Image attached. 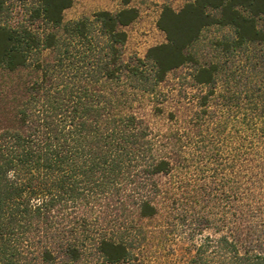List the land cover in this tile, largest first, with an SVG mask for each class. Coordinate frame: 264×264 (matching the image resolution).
Segmentation results:
<instances>
[{"label": "trees", "instance_id": "16d2710c", "mask_svg": "<svg viewBox=\"0 0 264 264\" xmlns=\"http://www.w3.org/2000/svg\"><path fill=\"white\" fill-rule=\"evenodd\" d=\"M119 1L116 11L64 22L72 0H0V264H72L86 252L99 264L126 259L135 219L157 214L158 177L179 151L151 136L131 100L195 61L188 48L210 25L229 28L217 42L225 51L264 47V0H191L162 7L165 41L126 61L124 28L138 9ZM217 71L202 65L191 78L211 87ZM231 192L243 209L232 208L226 234L199 244L188 264H207L210 247L224 264H264L256 188Z\"/></svg>", "mask_w": 264, "mask_h": 264}, {"label": "rangeland", "instance_id": "374dc122", "mask_svg": "<svg viewBox=\"0 0 264 264\" xmlns=\"http://www.w3.org/2000/svg\"><path fill=\"white\" fill-rule=\"evenodd\" d=\"M189 1L131 0L138 17L124 28L122 58L143 59L149 47L164 42L165 34L156 26L162 7L178 10ZM14 5L13 19H19L23 13ZM121 7L119 0H72L63 11V21ZM258 23L264 26V16ZM230 35L228 27L203 28L188 48L195 61L167 73L151 95L138 91L131 100L130 111L159 144H176L178 165L173 159L176 167L158 177L164 193L157 214L134 218L135 244L127 258L115 264H188L199 244L226 234L232 208L239 213L243 209L239 192L245 187L256 188L259 211L253 217L254 233L264 250V47L252 43L225 51L217 42ZM209 64L217 65L216 83L211 87L194 83V68ZM231 188L239 190L235 206ZM245 221L247 225L251 217ZM211 249L206 252L207 264H224ZM99 261L97 254L86 252L72 264Z\"/></svg>", "mask_w": 264, "mask_h": 264}]
</instances>
